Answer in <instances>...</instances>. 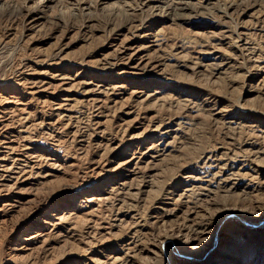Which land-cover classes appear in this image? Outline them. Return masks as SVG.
<instances>
[{"label":"bare ground","instance_id":"1","mask_svg":"<svg viewBox=\"0 0 264 264\" xmlns=\"http://www.w3.org/2000/svg\"><path fill=\"white\" fill-rule=\"evenodd\" d=\"M4 1L0 9L7 6ZM54 1L23 0L20 8L8 7L21 9L33 29ZM116 2L126 24L94 55L69 60L37 53L0 72V227H12L5 235L11 246L7 251L0 247V264H143L140 257L151 264H264V244H248L250 229L225 220L216 227L219 213L228 216L230 209L264 215V112L222 105L209 89L199 88L201 99L194 98L191 86L177 78L184 70L195 74L212 67L224 51L208 40L221 36L227 49L239 52L240 61L219 62L216 75L233 73L256 89L264 88L262 29L240 25L234 32L217 31L211 25L206 27L209 34L196 40L194 34L201 33L170 34L166 26L204 14L211 9L209 0H140L137 7L128 0ZM247 10L249 16L254 12ZM168 41L173 42L169 50L164 46ZM156 102L167 105V111L159 107L163 113L139 117L140 108ZM104 105L116 117L113 128L119 139L104 134L109 119ZM89 106L99 111L90 117ZM194 109L207 112L213 125L232 134L256 133L263 144L250 136L243 143L232 138L204 143L189 134L187 142L184 132L194 125V115L187 114ZM77 123L84 124L81 138L96 141V154L85 165L96 184L86 196L75 195L82 181L72 182L65 193L41 196L45 184L73 166L75 155L67 142L76 139ZM112 201L119 204L104 214ZM169 242L190 261H178ZM59 246L66 250L56 257Z\"/></svg>","mask_w":264,"mask_h":264},{"label":"rangeland","instance_id":"2","mask_svg":"<svg viewBox=\"0 0 264 264\" xmlns=\"http://www.w3.org/2000/svg\"><path fill=\"white\" fill-rule=\"evenodd\" d=\"M137 1L140 2V0H128V2L131 3V4L128 3V5L132 7L133 6L137 7L139 5ZM209 1L210 3H212L211 4L212 6L209 5L211 9H209L208 11H205L206 13L204 12V14H200L196 16L194 15V17L191 18L189 22L180 23V22L174 21L173 23H168L167 25L168 26L170 25L171 28L170 26L169 27L166 26L167 27L166 29L168 30V32L167 31L166 32L170 34L185 33L186 35L187 34L189 35V32H193V31L194 33L199 32L201 33L199 35L200 37L199 36L195 37V34H194V39L199 40L202 37L201 35L209 34V31H206L207 30L206 27H210L211 25L215 26L217 31H220L224 28H228L232 30V32H234V30L236 28H239L241 25L242 29H246L248 27L247 29H249V31L252 30L251 29L252 27L253 28L257 27L259 29H262L260 33L263 34L262 37H264V29H263L264 28V0H209ZM4 2H5V5L7 4V6L5 7V9L4 8L0 9V72L10 71L13 68L14 62L16 63L22 60L23 58H26L29 55L37 54V53L47 54V55L57 53L58 55H61L69 60H79L82 58H87L89 56L94 55L93 53L107 38L115 34L118 30L123 29L126 24L125 13L118 10V6H120V3L116 2V0H55L54 3L51 5V7L43 12L44 13L43 19H39L38 22L35 24L36 26L34 25L35 27L33 29L31 26L26 25V22L23 19L24 17L22 15L21 9L17 10L14 8L15 10L13 11L11 10V8H9L11 4L12 5L16 4L18 8L22 7L23 0H7V1L5 0ZM134 2L137 5H135ZM30 4H32V2H30ZM8 5L10 6L8 7ZM83 5L88 7L87 11H83V10L80 11V6H83ZM250 7L253 8L254 12L252 13V15L250 14L249 16L248 13L251 12L252 9L251 11L247 10L246 12L245 10ZM248 20H251L252 22ZM241 21H243V24L245 23V25H243ZM222 38L221 36L219 37L217 36V37H213V39L211 38V40H208L209 41L208 45L211 46V45L217 44L216 46L218 47L222 46V49L224 51V54H222L221 57L218 58V60L214 63V65L213 64L211 65L212 67H209L206 70H201V71L194 70L195 74H191L190 70H187V71L184 70L182 71V74L184 72L188 74H183V75L179 74L178 77L177 76L176 77L183 78V79L181 80L177 79V80L181 82L182 84L185 83L184 84L185 87L191 86L190 88H192L193 90L192 93H194V98L199 97V90L201 91L202 88L204 91L209 89L206 92L211 93V95H213V98L215 100L217 99L220 102H222V105L230 104L231 106L237 107V108H247V109H253L254 111L264 112V88L256 89L252 85H249L248 83L242 81L238 75H235L233 73L225 74L222 76L216 75V72L219 70L220 66L216 69L215 65L220 64L219 62L229 61V59L231 62H233L232 60L240 61L239 52L235 51V49H232V47L227 49L226 45L223 44ZM220 40L222 41L219 42ZM167 43L169 44V47ZM167 43L164 46H166V49L169 50L170 47H173L172 46L173 42L168 41ZM231 53L233 56L231 55ZM176 77L169 76V78H176ZM190 78H194V80H191ZM184 79H188V81ZM186 81L188 82V84L186 83ZM197 84H199L200 87L197 86ZM206 92H203V93H206ZM198 99H201V98H198ZM210 100H212V98ZM199 101L201 102L202 100H198L197 102L199 103ZM152 104L153 106L150 104L148 107L146 106V107L140 108L141 112L139 110L140 112L139 117L145 116L144 118H147L148 116L156 114V112L158 111H160L161 113L167 111L166 110L168 108L167 105H165L166 107L164 106L161 107L157 102L155 104L154 103ZM105 106L106 105H104V107ZM95 107L96 106H89L88 109L86 110L87 114L90 117L94 112L99 111V108L95 109L94 111L93 109ZM107 107H105L104 114L107 115L108 113L109 119L111 121L109 123V119L108 120L106 119L107 122L105 124L107 125V127L105 128L107 129L108 126L109 125L110 126L107 130L105 129V131L107 132L104 134L107 137L108 136L115 137L118 135V133L116 134L117 129L115 127L113 128V126L116 124L115 122L116 117L114 118V115H113V118L111 117L112 115L110 114H113V111L111 110L112 108H110L111 110L110 111L109 107L106 110ZM159 107L161 109L163 107L165 108V109L163 108L162 110L163 112L161 111V109H158ZM91 108L93 111L91 110ZM178 110L179 109H177V111ZM172 111L177 112L174 109ZM180 111H182V109ZM115 113H118V111H116ZM197 113L198 115L196 116ZM206 114L207 112L197 111L196 109H194V113L187 114L188 116L194 115L193 116L194 120L192 121V123H194L195 125L194 126L192 124V126L190 127L192 131L189 130V132L187 133L186 131L188 130H185L184 132L186 134V135L184 134V136L187 142L191 140L190 137L188 138V136L190 135H191V138L196 136L194 137V139H197L199 137L198 139H200L201 141H204V143L205 141L210 142V143H213L214 141L216 142L230 141L231 139L229 138H232L233 143H243L244 142L243 139H246V137L248 138L250 136V138H253L254 140L257 139L256 141L261 142L258 145L263 144L262 140L259 139V137L255 136L256 133H252L250 135L246 133V135H243L240 137L239 135H236L237 133L232 134L230 131L224 130L221 127V124L213 125L209 121L208 117L205 116ZM261 114L264 116L263 113ZM78 125L79 127H77ZM83 125L84 124L82 123L81 124L77 123L76 125L75 129L76 130L79 129L77 130V135H76L77 141L75 142L76 140L75 139L69 142V144L67 142V147L69 146L72 147V149L70 147L69 149L74 151L73 154L75 156H74L73 166L70 167L71 168L70 171H67L64 173L62 172L58 173L56 177L51 180V182L45 184L44 189L42 190L41 196L49 197V196H54L57 194L65 193L69 191V188H72L73 186L72 182H74L75 184V181L77 183H80L82 181L80 184H83L82 186H79V188L75 191L76 192L75 195H77V197L78 196L81 197L80 195L86 196L90 194L91 189L96 184L95 179L88 175L89 171L87 168L88 161H90L88 159H92L94 155L96 154L95 152L96 147H94L96 145L95 143L96 141L93 140L92 137L91 138L90 137L81 138L79 136L82 134L80 132H83V127H82ZM44 137L45 138L47 137L45 140L47 143L49 142L48 144L51 145V142L53 144V141L51 139L49 140L50 138L49 135L48 136L46 135ZM119 137L120 136H117L116 138L119 139ZM80 138L81 140L83 139V141H79ZM87 140H90V142H88ZM87 143H89L90 145ZM118 143L119 141L117 142V144ZM80 148H83L85 150L81 151ZM243 148L245 149V147ZM85 153H87L88 155H86ZM80 154H83V155L85 154L84 158ZM78 155H79V158H78ZM81 160H83V162ZM74 162L77 165H74ZM85 165H87V167ZM157 167H159L160 169L161 168L163 169V166L161 164H158ZM142 171L143 170H141V172ZM139 174H140L139 178L141 180L142 179L141 173L139 172ZM83 175L85 177H83ZM139 178L136 180V182L138 183L140 181ZM143 179H147V177L144 176ZM145 198L146 196L143 199ZM217 199L220 200L219 198ZM116 203L117 202L112 201L113 205H109L107 209L108 211L106 210L104 214L109 213V211L113 212V210L116 208V205L119 204V203L117 204ZM245 204H247V201L245 202ZM140 209H143V208H140ZM229 211L231 212V214H228V216L225 215L224 211L219 213L220 219L216 222L217 228L221 226L224 220L231 221L233 223H240L244 225V227L250 229L251 240L248 243L250 244L249 246L255 247L256 245L257 246L260 245V243L264 244V227H263L264 225L259 224L261 222H264L263 221L264 215H258L252 212L250 209L247 210V208L246 210L230 209ZM234 211L236 213H232ZM24 214H26V212H24ZM244 218H247L248 220L247 223H243ZM169 224H171V222H169ZM169 224H167V226ZM124 225L125 224L122 223V226ZM11 228H12L11 224H7L5 226L0 227V247L2 249H5L6 247L8 248L11 246L9 242L5 241L7 233L10 231ZM162 230L160 229V232H162ZM198 246L199 244L196 247H194V257L197 256L196 249H198ZM167 248L171 249V253L173 254L174 257H176L178 261H185V262L187 260L190 261L188 256H185L180 250H178V246L176 244L169 242ZM65 250L66 249L63 247H60V246L56 247L54 251V256L57 257L58 255H60V253H62ZM139 259H140L139 262L147 261L141 257ZM144 262H141V263L145 264ZM146 263L151 264L148 261ZM152 264H159V263H152Z\"/></svg>","mask_w":264,"mask_h":264}]
</instances>
